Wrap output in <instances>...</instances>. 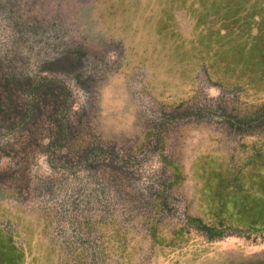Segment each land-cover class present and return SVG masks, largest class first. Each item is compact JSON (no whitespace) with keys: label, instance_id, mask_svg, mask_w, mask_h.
<instances>
[{"label":"rangeland","instance_id":"374dc122","mask_svg":"<svg viewBox=\"0 0 264 264\" xmlns=\"http://www.w3.org/2000/svg\"><path fill=\"white\" fill-rule=\"evenodd\" d=\"M176 2L0 0L21 113L30 82L65 87L0 118V264H264L261 67L232 66L237 14Z\"/></svg>","mask_w":264,"mask_h":264},{"label":"trees","instance_id":"16d2710c","mask_svg":"<svg viewBox=\"0 0 264 264\" xmlns=\"http://www.w3.org/2000/svg\"><path fill=\"white\" fill-rule=\"evenodd\" d=\"M172 1V0H171ZM176 6L179 8H185V11L197 14L199 18V22L202 23L207 21V17L204 18L205 14L213 13L217 14V16L222 20L225 18V15L229 13V16H236L238 19L233 18H225L226 23H232V25L228 28V35L230 38L224 41V44L231 41L233 43L232 49L236 50L237 58L239 59L236 64H233V67H237L236 65L240 63L244 65L242 67H248L246 65H258L261 67V71H254L257 74L261 73V79H264V0H175ZM210 1V5L208 3ZM233 2L232 6L225 7V4H229ZM248 3V4H247ZM200 22V23H201ZM234 22L235 25L233 24ZM209 26H206L208 29ZM232 29H237L236 32L231 31ZM227 35V36H228ZM226 37V36H225ZM224 37V38H225ZM223 38V37H220ZM217 42V40L215 41ZM201 47H204L201 45ZM239 47L241 50H238ZM231 49V48H230ZM246 56V60L245 59ZM228 64V63H227ZM240 66V65H239ZM241 67V68H242ZM257 70V68L255 67ZM53 79L48 77H43L40 82H30L28 84L27 90L24 94L26 104L24 105V109L21 113V108H19L20 97L16 92L11 91L10 88H5L0 83V118L1 120L9 119L11 126H8V131L10 129L17 130L19 126H22L26 121L30 118H33L34 114V102L36 98L42 97L44 95H52V93H57V89L63 88L64 86ZM262 114L264 116V103L260 107ZM259 118V116H258ZM251 124L249 119H243L237 124ZM13 125V126H12ZM56 127L54 136L50 139L51 141L48 143L50 147V151L54 150V141H60L66 131V126H62L59 124ZM15 145L17 144V137H21L20 134L16 133ZM199 230L204 232L209 238H219L221 236L222 230L215 231L211 226H207L204 224H198Z\"/></svg>","mask_w":264,"mask_h":264}]
</instances>
